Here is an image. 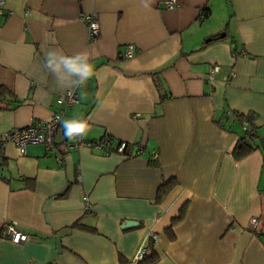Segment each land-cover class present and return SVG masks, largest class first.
<instances>
[{
  "label": "crops",
  "instance_id": "obj_1",
  "mask_svg": "<svg viewBox=\"0 0 264 264\" xmlns=\"http://www.w3.org/2000/svg\"><path fill=\"white\" fill-rule=\"evenodd\" d=\"M2 1L0 133L49 118L74 87L46 66L49 52L87 53L95 75L65 110L54 152L5 146L0 264H139L143 241L153 264H264V0ZM83 15L98 21L97 39ZM213 64L221 70L207 80ZM228 111L256 127L258 146L239 159L243 121ZM84 117V140L126 141L125 152L66 151L64 121ZM10 221L26 241L1 236Z\"/></svg>",
  "mask_w": 264,
  "mask_h": 264
},
{
  "label": "built area",
  "instance_id": "obj_2",
  "mask_svg": "<svg viewBox=\"0 0 264 264\" xmlns=\"http://www.w3.org/2000/svg\"><path fill=\"white\" fill-rule=\"evenodd\" d=\"M3 1L0 0V4ZM175 0H165L163 2L164 8H172L174 6ZM203 17V12L200 14ZM83 23L86 25L88 34L91 40L97 39L100 36V26L98 21L92 15H83L81 17ZM134 54L133 45H126L122 56L131 57ZM91 59L89 58V63ZM221 70V66L218 64H213L209 67L208 71L205 74L207 80H211L214 76ZM80 86V85H79ZM79 86H74L73 88L67 89L58 94L56 98V103L59 106L58 109L52 113V115L44 120H32L29 124L20 127H13L3 133H0V163L3 159V151L5 146L8 143L15 145L21 155H24L27 150V146L30 144H42L47 151H55V134L60 128V121L66 109L72 107L73 105L79 103V96L77 88ZM228 115H232L231 111L227 112ZM87 121L86 117L82 118ZM245 129V127H243ZM63 131V144L65 150L69 151L70 149H76L81 146H88L90 148L105 150L109 152L110 147H114V150L119 153H124L127 148L126 141H116L110 138L102 137L95 140H84L81 137H77L76 140L70 141L64 134ZM137 152H141V148L137 149ZM152 160L157 158V153L151 155ZM85 203V210H89L87 197L83 198ZM253 225L256 224V219L253 218L250 221ZM1 236L9 238L14 243H22L29 238V235L21 232L17 229L16 223L13 221L4 222L2 225ZM153 239H156V236L150 234ZM148 249L143 241L140 245V248L137 251L136 259L141 260L144 255L148 253Z\"/></svg>",
  "mask_w": 264,
  "mask_h": 264
},
{
  "label": "clouds",
  "instance_id": "obj_3",
  "mask_svg": "<svg viewBox=\"0 0 264 264\" xmlns=\"http://www.w3.org/2000/svg\"><path fill=\"white\" fill-rule=\"evenodd\" d=\"M46 66L58 77L60 82L69 81L72 86L82 85L95 75V69L89 63L87 53L67 56L63 53L49 52L46 58ZM64 130L65 136L70 141H74L77 137L82 138L89 130V126L87 121L83 119L64 121Z\"/></svg>",
  "mask_w": 264,
  "mask_h": 264
},
{
  "label": "trees",
  "instance_id": "obj_4",
  "mask_svg": "<svg viewBox=\"0 0 264 264\" xmlns=\"http://www.w3.org/2000/svg\"><path fill=\"white\" fill-rule=\"evenodd\" d=\"M206 10L207 9L202 10L204 16L207 15ZM2 93H3V89L0 87V94ZM231 112L233 113L232 114L233 116H236L238 119H240L241 122L243 121V127H245V129L243 128L244 129L243 135H241L238 138L234 146V149L232 151L234 158L239 159L252 152L256 148V146H258L255 143L257 138L256 127L253 123L252 115H242L239 113H234L233 111ZM174 185H175V180L172 178L162 183L158 188V193H157L158 200H160L165 194H167L173 188ZM183 214H184V208H181L178 216L172 218L169 227L165 229V233L169 239L174 238V234L172 232V226L175 222L179 221L183 217ZM158 259H159L158 252L154 249H151L149 253L144 255L141 261H139V264H153Z\"/></svg>",
  "mask_w": 264,
  "mask_h": 264
},
{
  "label": "water",
  "instance_id": "obj_5",
  "mask_svg": "<svg viewBox=\"0 0 264 264\" xmlns=\"http://www.w3.org/2000/svg\"><path fill=\"white\" fill-rule=\"evenodd\" d=\"M223 35V34H221ZM262 148H264V145H262ZM135 224V221L133 220H129V219H125L123 222H122V227H129L131 225Z\"/></svg>",
  "mask_w": 264,
  "mask_h": 264
}]
</instances>
